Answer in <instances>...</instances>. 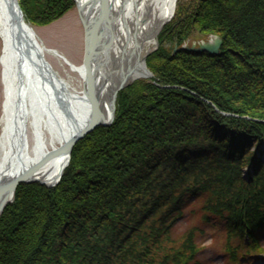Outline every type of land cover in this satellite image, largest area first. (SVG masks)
<instances>
[{
  "label": "trees",
  "instance_id": "1",
  "mask_svg": "<svg viewBox=\"0 0 264 264\" xmlns=\"http://www.w3.org/2000/svg\"><path fill=\"white\" fill-rule=\"evenodd\" d=\"M20 5L41 25L75 0ZM195 33L221 36L219 52L181 48ZM159 37L153 76L120 91L114 121L74 145L60 181L18 185L0 264H191L203 228L171 235L191 197L202 222H224L232 259L262 249L264 0H178Z\"/></svg>",
  "mask_w": 264,
  "mask_h": 264
},
{
  "label": "bare ground",
  "instance_id": "2",
  "mask_svg": "<svg viewBox=\"0 0 264 264\" xmlns=\"http://www.w3.org/2000/svg\"><path fill=\"white\" fill-rule=\"evenodd\" d=\"M177 1L108 0V18L99 14L93 24L95 13H99H94L97 6L83 9L93 28L92 69L98 72L102 116L111 115L119 84L153 76L146 57L158 48V35L174 17ZM0 35L4 85L0 184L22 174L55 183L70 158L68 152H55L87 126L92 116L91 104L83 91L45 68L43 63L47 62L32 26L20 20L17 0H0ZM32 40L37 45H32ZM72 69L85 78L83 65ZM16 189L9 187L0 195V209L11 203Z\"/></svg>",
  "mask_w": 264,
  "mask_h": 264
},
{
  "label": "rangeland",
  "instance_id": "3",
  "mask_svg": "<svg viewBox=\"0 0 264 264\" xmlns=\"http://www.w3.org/2000/svg\"><path fill=\"white\" fill-rule=\"evenodd\" d=\"M22 13L24 16L23 10ZM24 20L27 22L25 17ZM27 23L33 28L36 41L41 48V52L48 66L54 71V73L64 77L74 89L83 91L84 79L80 72L72 69V66L83 65L85 54V29L76 2L75 5L64 15L51 23L41 25L31 24L29 22ZM160 33L158 37L160 36ZM211 39H213V35H201L195 33L189 37L184 44L188 46H192L193 44L199 45L201 41ZM158 45H161L160 37L158 38ZM1 50L2 46L0 49V55ZM147 57L145 61L146 64ZM149 70L152 71L150 68ZM133 82L134 81L127 83L118 91L117 99L120 91ZM3 92L4 85L2 82V66L0 63V117L2 114V104L4 99ZM246 170L247 167H245L244 171L246 172ZM201 202L202 201L199 197L188 198L183 214L178 218L171 229L172 237L183 239L186 232L193 227V225H199L203 228V231L197 233V240L200 243V248L202 249L198 253L197 258L193 260L191 264H264V240L261 244L262 249L255 250L253 253H247L246 247H243L238 251V259H232L226 249L227 229L224 222L217 221L215 224L202 222L200 218L201 210L198 209Z\"/></svg>",
  "mask_w": 264,
  "mask_h": 264
},
{
  "label": "water",
  "instance_id": "4",
  "mask_svg": "<svg viewBox=\"0 0 264 264\" xmlns=\"http://www.w3.org/2000/svg\"><path fill=\"white\" fill-rule=\"evenodd\" d=\"M107 1L108 0H84V1L75 0L77 6L79 8L81 20L83 22L84 29H85V54H84V63H83V66L85 69V78H84L83 92L91 104L92 116H91V119H90V121L86 127H84L82 130L77 132L74 136H72L63 146L59 147L57 149V151L55 152V153H59V154L64 153V152H68L70 155L68 163L70 162V159H71L72 149H73L74 145L78 142V140H80L86 134H88L89 132L94 130L97 126L109 125L114 121L117 94H118V91L126 85V84L125 85L119 84L118 87L116 88V90L114 91V95H113L114 96L113 97L114 102H113V109H112L111 115L109 117H106L105 115L102 116L100 114L101 107H102L100 97H99L100 91L98 90V87H97V81H98L97 74H98V72H96L92 69V58H93V53H92L93 35H92V31H93V28L91 27V25L99 17V14H101V17H103V18H106V19L108 18L109 12L106 10V7H105ZM17 3H18L20 20L22 23H25L24 16L22 13V9H21V6L19 4V0H17ZM95 6H97V8L95 9L94 13L96 11L97 12L99 11V13L98 14L95 13V18L92 21V24L90 25V23L88 22V17H87L88 14L86 13L84 15L82 11L86 7H87V10H93ZM101 17H100V19H101ZM33 41L34 40L30 41V43L32 45L33 44L37 45V44H35V41L34 42ZM221 44H222V37L219 35H213V39L207 40V41L203 40L199 43V45L193 44L192 46H188L186 44H183L181 46V48H186V49L194 50V51L205 50V51H208L210 53H217L220 50ZM177 49H178V47L175 46L174 51H176ZM38 57L41 61L42 56L39 53H38ZM43 65L45 66V68L47 70H49L50 72L53 73L51 68L45 62L43 63ZM68 163L66 164V166L68 165ZM63 172H64V170L62 171V174H63ZM62 174H61V176H62ZM61 176H60V178H61ZM60 178L55 183L49 184V183H46V182L41 181L39 179L29 178L25 174H22V175H19V176L13 178L12 180H10L7 183L0 184V195H2V193L4 192L5 189H7L9 187H14L16 189L17 186L23 182L39 181L43 184H46L47 186H54L60 181ZM13 200H14V198L9 202H12ZM6 206H7V204L2 205V207L0 209V215L3 213Z\"/></svg>",
  "mask_w": 264,
  "mask_h": 264
}]
</instances>
